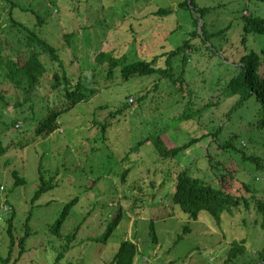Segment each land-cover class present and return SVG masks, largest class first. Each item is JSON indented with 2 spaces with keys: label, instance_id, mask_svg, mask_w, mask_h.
I'll use <instances>...</instances> for the list:
<instances>
[{
  "label": "rangeland",
  "instance_id": "374dc122",
  "mask_svg": "<svg viewBox=\"0 0 264 264\" xmlns=\"http://www.w3.org/2000/svg\"><path fill=\"white\" fill-rule=\"evenodd\" d=\"M12 1L32 7L44 18L39 32L58 47L72 76H86L88 83L82 90L88 96L72 107L70 99H59L62 86L52 89L50 85L55 72L61 75L62 71L49 59L45 61L46 80L30 92L27 101L21 88L0 77V93L8 101L0 105V141L5 146L0 155V206L9 200L16 238L23 234L26 213L33 206L29 225L34 235L28 238L29 249L14 261L18 251L14 246L8 264H107L125 239L137 245L133 264H262L259 252L264 247V230L251 195L264 200V173L249 160H241V152L222 151L218 144L235 134L233 143L264 164V128L256 127L255 104L250 100L229 111L237 96L223 94L238 70L235 62L240 55L245 50H264V35L243 32V16L264 17V0H194L197 7L206 8L202 17L190 7L181 8L182 0ZM159 8L171 12L156 14ZM9 9L10 2L0 0V38L10 27ZM12 12L36 27L31 11ZM193 16L199 18L197 27ZM202 21L207 42L200 34H190L195 29L200 32ZM221 29L225 31L217 33ZM70 32L68 43L65 34ZM188 38L187 61L183 63L180 54L172 57V77L156 72L124 80L119 67L109 77L106 63L94 61L101 50L116 57L151 58ZM47 57L42 53L43 60ZM164 58H159L158 65L165 66ZM91 72L97 74L93 82L87 77ZM181 72L183 92L178 89L180 82L173 80ZM93 87L97 91L90 94ZM16 100L22 104L16 105ZM124 103L127 107L117 111ZM187 104L193 115L182 118ZM52 111L59 113L58 128L47 134L38 132ZM94 121L108 123L105 133ZM219 127L216 141L212 133ZM155 133H164L177 145L191 137H204L174 159L162 160L151 143L126 155L137 141ZM184 167L212 186L247 198L250 208L241 202L224 212L219 223L204 210L191 219L172 202L175 177ZM38 168L46 180L54 178L55 185L32 205ZM125 168L129 172L123 178ZM12 170L24 178V184L14 185ZM91 180L95 183L88 188ZM75 196L79 199L68 209L60 233L46 230ZM1 210L0 257L5 258L6 219L11 212ZM78 225L75 239L64 252L65 235ZM234 241L243 249L232 257L228 251ZM60 252L63 255L57 259ZM0 264L5 263L0 260Z\"/></svg>",
  "mask_w": 264,
  "mask_h": 264
},
{
  "label": "trees",
  "instance_id": "16d2710c",
  "mask_svg": "<svg viewBox=\"0 0 264 264\" xmlns=\"http://www.w3.org/2000/svg\"><path fill=\"white\" fill-rule=\"evenodd\" d=\"M7 1L10 2V9L8 13L11 23L9 29L5 31L4 36L0 38V77L13 84L15 87L21 88L23 92H25L24 99L27 101L29 99L30 92L38 90L41 87L42 81L46 80L45 74L47 73L48 67L45 61L49 59L51 62L57 63L61 67L62 71L61 75H58L55 72L50 85L52 89H57L59 86H62L59 90L60 95L58 98L60 99V97L63 96L64 98L70 99L72 102L69 107H72V105L83 101L86 96H88L85 95L82 90L86 87L85 84L88 83V81H86L87 78L86 76H84V78L72 76L73 74L65 69L64 61L59 55L58 47L50 43L47 37L39 32V28L43 24L42 22L45 23L44 18L37 15L36 13L38 12L32 7H22L17 2L12 0ZM179 6L181 8L190 7L194 12L193 14L200 13L201 17L203 16L204 10L206 9L205 7H197L194 0H182L179 3ZM13 9L23 13L31 11L32 14H35L36 21L33 23L36 25V27H31L29 25L31 22H27L25 19H23L21 14L14 16L12 12ZM170 12V8H159V10H157L155 13L166 15ZM243 17L244 33H257L264 35V17H258L254 15ZM198 20L199 18L197 16H193L195 27H197ZM37 25H39V27ZM199 29L200 32H198L197 29L193 30L190 33L191 37L200 34L203 36V40L207 42L208 39L205 34L203 21ZM225 29H221L217 31V33H223ZM72 35V32L65 34V38L68 43L70 42ZM245 39L246 37L242 36L243 42ZM190 42L191 39L188 38L176 48L164 52L161 55H153L151 58H149L150 55L148 57L138 56L129 58L126 54L116 57L110 51L101 50L94 56V61L98 65L106 63L107 75L109 77L112 76L116 67L120 68L119 70L124 80H128L132 76H147L155 74L156 72L161 74L163 77H172V57L178 56V54H180L182 56V62L185 63L187 61V56L184 53L186 49L190 47ZM42 53L48 54L49 57L43 60V58H41ZM163 56L165 57V66L162 67L158 65L157 61ZM234 61H236V59H234ZM235 63L238 64V70L231 76L223 89V94L225 96H237V99L229 111L239 109L243 107L247 101L251 100L250 102L255 104L254 112L258 116L256 127L264 128V71H262V63H264V50H245ZM50 64L51 63H49V65ZM182 73L184 72H181V76L176 80L175 78L173 80L180 82L178 83V89L179 91L183 92L184 88H182ZM96 75L97 74L91 72L90 75L87 76L88 80L93 82L96 78ZM95 90L97 91V88H91L90 94ZM188 92L192 93V90L188 89ZM142 98L143 97H140L139 99L141 100ZM0 100H2L0 103L1 107H4L8 102L1 93ZM16 101H18L16 105L22 104V101ZM127 105L128 104L124 103L123 107L117 111L122 112V109L127 107ZM181 112H185L182 118H189L193 115V110L191 109L190 104H187ZM58 116L59 113H54V111L49 112L46 117H44V121L39 124L37 131H44L47 134L48 132L58 128ZM94 122L100 125V131L105 133L106 125H108V123L105 122V124L97 121ZM221 130L222 128L219 127L217 130H215V132L212 133L213 140L219 141ZM203 137L204 135L191 137L182 145H177L172 140H170L169 136L165 135L164 133L150 134L137 141L136 145L131 147L126 155H129V153L132 151L138 150L143 143H151L156 153L161 157L162 160L174 159L178 153L189 148L190 145L198 142ZM235 138H237V136L232 134L229 139L223 140L218 144V146L222 148V151L232 150L235 152H241V160H249L261 173H264V164L259 161L258 156L247 155L245 151L242 150V148H238V146L233 143ZM4 151L5 146H3L2 141H0V155ZM126 155L124 158L127 157ZM38 170L39 184L31 197L32 205L44 192L51 190L55 185L53 182L54 178L51 177L50 180H46L41 172V169L38 168ZM128 172L129 168H125L121 172L122 177L124 178ZM12 176L15 179L13 182L15 186L24 184V178L18 176V172L16 170H12ZM260 176L263 175L261 174ZM224 177L225 175L221 174L222 180ZM94 183L95 181L91 180L88 188H92ZM174 185L175 189L172 194V202L178 205L179 209L182 212L187 213L193 220L197 219L199 212L204 210L217 223H219L224 212L230 211L233 207L239 206L241 202H243L247 208H250L247 198L242 196H234L221 188L212 186L209 182H206L202 178L194 176L187 167H184L177 173ZM251 197L254 209L260 216L259 227L264 230V200H260L255 195H251ZM78 199L79 197L75 196L70 201H68L61 210L60 216L54 221L53 224L48 226L46 230L49 229L52 233L59 234L61 224L65 219L68 209L73 206L78 201ZM3 202L8 206V208L4 210V213L11 212V215L8 219H6V233L9 240L8 252L6 257H0V260H2L5 264H8L14 246H18L17 255L14 261H17L19 257H21L25 251L29 249V245H27L28 238L31 235H34V232L31 231L29 225V221L32 217L33 206H31L26 213L23 224V234L16 238L18 235L17 230L12 224L14 211L8 199H4ZM1 211L2 210H0V212ZM83 220L84 218L82 221ZM82 221L80 222L81 224ZM79 226L80 225H78L74 231L65 235L66 243L63 250L64 252L66 251V246L69 247L71 242H73L75 239ZM242 249L243 247L234 241L233 246L229 249L228 253L230 256L235 257L238 251ZM137 251V245L132 240H122L110 262L106 263L133 264V260ZM259 253L261 257V263L264 264V247ZM62 255L63 252H60L56 258L58 259Z\"/></svg>",
  "mask_w": 264,
  "mask_h": 264
},
{
  "label": "built area",
  "instance_id": "2783aa9c",
  "mask_svg": "<svg viewBox=\"0 0 264 264\" xmlns=\"http://www.w3.org/2000/svg\"><path fill=\"white\" fill-rule=\"evenodd\" d=\"M4 203V202H3ZM2 208H4L5 210L8 208V206L6 205V203H4V205L2 204L1 206H0V210L2 209ZM4 211V210H3Z\"/></svg>",
  "mask_w": 264,
  "mask_h": 264
}]
</instances>
